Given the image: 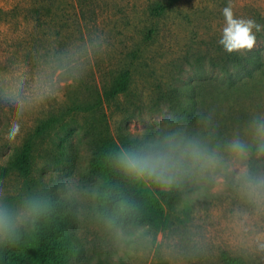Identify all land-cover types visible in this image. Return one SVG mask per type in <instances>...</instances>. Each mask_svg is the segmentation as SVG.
<instances>
[{
	"label": "rangeland",
	"instance_id": "obj_1",
	"mask_svg": "<svg viewBox=\"0 0 264 264\" xmlns=\"http://www.w3.org/2000/svg\"><path fill=\"white\" fill-rule=\"evenodd\" d=\"M169 1L0 0V85L17 77L30 85L34 77L52 74L61 82L69 80L82 61L57 65L61 54L82 50L96 31L110 40L109 54L87 79L29 116L15 142L5 139L12 110L0 99V166H10L32 143L30 174L12 170L0 180V201L17 206L29 197L47 200L52 193L73 199L75 232L84 245L73 264H229L225 251L246 263L264 264L257 241L264 243V205L250 202L235 178L242 167L250 171L251 155L231 162L226 152L236 136L253 145L249 125L264 118V67L249 74L230 66L227 74L219 63L229 54L218 43L225 24L222 10L229 2L235 16L264 25V0ZM157 5L165 10L156 13ZM37 7L39 18L34 16ZM256 35L250 51L264 49V31ZM126 70L131 72L128 90L100 100ZM81 103L92 110L80 108ZM190 110L196 118L187 116ZM50 120L46 132L38 134L39 125ZM147 130H182L218 147L229 161L182 180L187 190L177 203L163 202L168 228L161 232L149 224L122 227L103 218L97 209L103 176L90 165L95 151L109 140L119 142L123 133ZM66 137L76 157L73 163L59 161ZM65 178L75 191H58ZM22 229L28 234L24 242L34 243L33 222Z\"/></svg>",
	"mask_w": 264,
	"mask_h": 264
},
{
	"label": "clouds",
	"instance_id": "obj_2",
	"mask_svg": "<svg viewBox=\"0 0 264 264\" xmlns=\"http://www.w3.org/2000/svg\"><path fill=\"white\" fill-rule=\"evenodd\" d=\"M222 15L225 24L218 43L224 51L233 54L252 50L257 42L256 33L264 31V25L251 18L235 16L230 2L223 8ZM109 52L108 35L96 31L82 50L61 54L56 62L57 65L68 66L82 61L71 71L69 80L61 82L56 74L36 76L30 85L18 77L5 80L0 85V99L9 104L12 110L5 139L15 142L22 135V128L29 116L59 102L68 90L78 87ZM57 71L63 72L64 68L58 67ZM46 101L50 103L45 108ZM165 119L167 121L168 118ZM249 128L257 156H264V118H254ZM251 148L249 143L236 136L227 143L226 152L231 162H243L249 159ZM115 161L124 175L137 181H150L166 189L178 186L196 172H213L229 163L218 147H210L200 139L185 135L182 130L168 134L157 131L135 145L120 147ZM229 171L232 169L229 168ZM235 178L242 194L250 202L264 205V175L242 167L236 172ZM58 191L71 192L75 188L65 178L60 182ZM47 207V200L40 197H29L17 206L0 201V260H5L7 252L18 247L21 229L30 222L34 223L47 211ZM257 241L259 250L264 251V243L259 242V237Z\"/></svg>",
	"mask_w": 264,
	"mask_h": 264
},
{
	"label": "trees",
	"instance_id": "obj_3",
	"mask_svg": "<svg viewBox=\"0 0 264 264\" xmlns=\"http://www.w3.org/2000/svg\"><path fill=\"white\" fill-rule=\"evenodd\" d=\"M178 1L169 2L173 4ZM34 10L35 18H39L40 7ZM163 10H165L164 5H157L154 8L158 14ZM219 65L227 74L230 66L235 70L243 69L252 74L254 70L264 67V49L229 54L228 60ZM130 81L131 72L126 70L112 86L104 89L100 100H112L127 91ZM79 107L86 111L93 108L86 103L79 104ZM185 112L189 118L194 119L197 116L194 110ZM50 121L39 125L38 134L46 132L53 123L52 120ZM153 135L155 134L150 130L137 135H132L131 132L123 133L119 142L109 140L97 149L90 159L91 170L103 176V182L97 193V209L103 218L110 220L114 225L128 227L149 224L157 231H165L168 228V217L163 202L166 201L174 206L177 203L175 200L187 190V184L180 183L178 186L166 189L150 181H137L119 170L115 155L120 147L135 145ZM251 146L250 172L264 175V156H257L255 144ZM31 155L32 143L29 140L10 166H0V180L6 178L12 170L18 171L25 177L28 176L31 171ZM75 159L72 143L66 137L60 144L59 161L73 163ZM260 167L262 171L259 170ZM47 202V211L33 223L34 243L24 242L23 238L28 234L21 229L22 236L18 247L8 251L6 259L0 260V264H73V259L83 254L84 245L75 232L77 209L73 199L52 193ZM223 257L229 264H255L246 263L243 257L233 256L226 251Z\"/></svg>",
	"mask_w": 264,
	"mask_h": 264
}]
</instances>
